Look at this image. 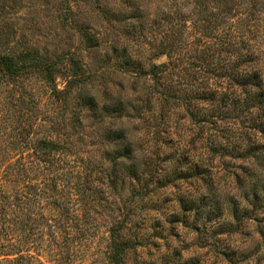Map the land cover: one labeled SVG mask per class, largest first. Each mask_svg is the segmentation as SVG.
<instances>
[{
    "label": "rangeland",
    "instance_id": "rangeland-1",
    "mask_svg": "<svg viewBox=\"0 0 264 264\" xmlns=\"http://www.w3.org/2000/svg\"><path fill=\"white\" fill-rule=\"evenodd\" d=\"M177 6L178 68L157 86L149 73L169 61L155 54ZM250 31L264 78V0H0V55L22 66L17 77L0 69V160L15 166L0 167V182L25 198L0 208V264H114L124 238L127 264H264V133H249L260 165L212 148L216 133L233 148L255 132L249 118L215 125L218 54ZM39 55L55 64L53 82L27 64ZM170 82L188 104L165 106ZM23 158L34 167L21 170Z\"/></svg>",
    "mask_w": 264,
    "mask_h": 264
},
{
    "label": "trees",
    "instance_id": "trees-1",
    "mask_svg": "<svg viewBox=\"0 0 264 264\" xmlns=\"http://www.w3.org/2000/svg\"><path fill=\"white\" fill-rule=\"evenodd\" d=\"M180 6V5H179ZM175 7L174 11H172L169 15L167 14L170 23V39L167 44L158 48L157 53L155 55H167L169 61L157 64L154 63L150 69V75L153 76V80L156 81V85L160 86L163 85L161 82V78L165 77V74L169 73L171 68H178V62L175 58H178L181 51L182 39H179L175 36V32H173V27L178 24L175 23L174 25V18L180 12V7ZM247 11H245L246 13ZM181 13V12H180ZM245 15V14H244ZM186 16V15H185ZM183 15L179 16L178 18L182 19ZM246 17V19H245ZM245 20H252V17L244 16ZM179 29V28H178ZM264 32V31H263ZM180 33V32H179ZM252 33V35H251ZM181 34V33H180ZM260 34V33H259ZM257 31L251 32L250 34H246V36H242L239 32L231 33L224 40L227 41V47L222 48L223 51L219 52L217 57V63L214 65L216 66V73L214 74L213 78L218 77V79L225 84V91L222 92L223 96L220 95L217 101L219 102L218 107L221 108L220 110L223 112H218V115H224L223 119L217 120L215 125H217L218 121H224L226 119H235L237 121L240 117L243 119L248 120V127L255 132H247L246 137V146H241V142H237L233 148L231 147V141L226 140L229 137L226 134H219L216 133L214 139H212V143L214 146L212 147L214 150V154L220 156H227V155H237L239 153L240 157H244L245 159H255L256 162L259 164L260 157L258 156V149L255 147V142L252 141L250 138L252 135L258 137L259 134L264 133V78H263V68L262 64L259 61V52L260 48L255 46V42L251 41V39H255L257 35H259ZM183 35V33H182ZM238 37V38H237ZM229 39V40H228ZM240 39V40H239ZM31 60L27 63L30 66L37 68L41 73H43L44 78L49 81H54V74H55V65L54 63H49L40 55L38 57L32 56ZM19 61L8 54H1L0 55V69L5 70L10 76L17 77L21 70H19L22 66H20ZM210 65V64H209ZM211 66V65H210ZM209 66V67H210ZM201 67V66H199ZM188 70V69H187ZM199 70V69H198ZM210 71V68L207 69ZM211 72V71H210ZM214 73V70L212 69ZM175 83H168L165 84L166 89L164 92H160L162 95V100L165 102V106L169 108H173L176 105H185L188 104L190 97H184L180 93V86L179 84ZM182 90V89H181ZM219 89H215L213 93L210 95H196L193 98L196 99H215V95L221 93ZM197 102V101H196ZM219 110V109H217ZM239 110V111H237ZM192 115H196L195 111L191 112ZM260 114V115H259ZM203 117L201 118L203 123L207 122L208 120L204 117V113L201 114ZM226 117V118H224ZM232 121V122H234ZM221 123V122H219ZM216 128L221 129V126H215ZM231 131V130H230ZM252 134V135H249ZM227 136V137H226ZM41 147L47 150V152H65V145L56 142L54 140H42ZM216 143V144H215ZM260 150V149H259ZM217 153H216V152ZM237 153V154H236ZM130 155H122L120 157H129ZM114 162L116 161L113 158ZM20 161V160H19ZM5 164V167L8 169L7 173L13 174V171L9 172V169H15L14 162H4L0 160V167ZM260 165V164H259ZM19 167V165L17 164ZM34 166H30V163L26 161L24 158L20 161V169L24 168V171H28L32 169ZM17 168V167H16ZM117 169V165L115 164L114 170ZM139 169V167H138ZM138 169L137 167L134 168V172H131L132 176L138 177ZM147 171V170H146ZM146 171L143 172L145 173ZM197 175L202 176V178L207 177L206 171H208L207 167L205 166H196ZM23 172V171H22ZM181 169H177L175 174L180 175V178L186 177L185 173ZM189 172H186L188 174ZM142 174V173H141ZM201 178V179H202ZM163 177H159V181H162ZM205 179V178H204ZM16 185L20 183L21 179L18 178L14 180ZM1 186V193H0V208L4 210V208L12 207L13 205H17L18 203L24 202L23 199V192L20 193L18 190L15 192L13 191L14 187L7 186L6 183L0 182ZM18 186V185H17ZM260 185L253 186L252 190L255 199L260 197L259 193ZM12 189V190H11ZM22 194V195H21ZM27 199V196H26ZM3 206V208L1 207ZM4 215H11L9 212H6ZM131 247V242L124 238L122 240H118L116 242V247L114 254L110 257L114 264H127L126 259V251L128 248Z\"/></svg>",
    "mask_w": 264,
    "mask_h": 264
}]
</instances>
